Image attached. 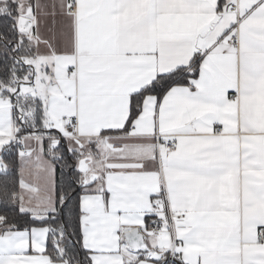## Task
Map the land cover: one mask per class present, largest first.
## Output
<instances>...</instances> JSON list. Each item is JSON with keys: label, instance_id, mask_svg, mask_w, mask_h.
Here are the masks:
<instances>
[{"label": "snow or ice", "instance_id": "snow-or-ice-1", "mask_svg": "<svg viewBox=\"0 0 264 264\" xmlns=\"http://www.w3.org/2000/svg\"><path fill=\"white\" fill-rule=\"evenodd\" d=\"M0 264H264V0H0Z\"/></svg>", "mask_w": 264, "mask_h": 264}]
</instances>
